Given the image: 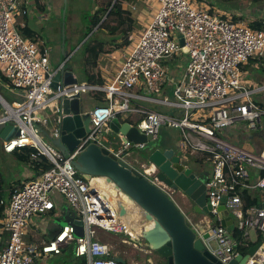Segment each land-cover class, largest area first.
Here are the masks:
<instances>
[{"label":"built area","instance_id":"2783aa9c","mask_svg":"<svg viewBox=\"0 0 264 264\" xmlns=\"http://www.w3.org/2000/svg\"><path fill=\"white\" fill-rule=\"evenodd\" d=\"M152 1L144 31L118 62V70L108 85L78 83L62 88L58 83L53 89L55 70L50 68V49L42 42L40 49L15 27L14 16L27 13L17 0H0V87L19 100L9 103L0 95V126L11 125L18 131L2 149L11 154L29 147L49 163L38 177L12 188L6 201L0 199V264H47L71 245L75 264H119L117 254L111 255L114 247L101 241L96 229L117 236L121 245L137 248L142 234L154 227V220H148L138 204L128 202L112 182L104 178L86 181L73 166L92 143L108 150L114 160L126 163L131 150L144 149L142 143L120 140L113 148L96 140L112 119L129 117L128 113L138 116L135 127L152 140L161 128L177 130L181 136L179 150L197 155L199 169L205 164L210 166L204 182L206 205L215 216L220 214L218 208L224 207L236 225L232 234L219 222L211 220V224L186 217L171 197L174 190L157 180L153 164H142L138 171L148 179L152 177L150 181L174 201L204 251L220 264H230L252 247L250 231L264 233V150L252 153L239 142L243 126L252 131L264 129V106L249 98L264 86L246 90L242 70L250 60H255L257 66L264 62V31L248 26L253 17L234 19L235 13L220 12L203 0ZM178 55L183 56L184 66L172 87L171 101L164 89L169 79L162 64L164 59ZM88 91L103 95L105 104L89 111L90 132L66 157L42 140L38 125L46 120L33 114L40 112L46 117L47 110L57 114L54 132L49 135L57 137L61 101ZM142 102L179 110L182 117L152 111L140 106ZM179 163L183 164L180 158ZM105 181L118 191L117 206L98 188L97 183ZM57 197L82 222V236L75 237L74 227L68 224L53 237L46 236L42 219L54 211ZM136 223L139 231L134 229ZM255 243H260L259 250L249 258L262 264L264 242Z\"/></svg>","mask_w":264,"mask_h":264},{"label":"water","instance_id":"95a60500","mask_svg":"<svg viewBox=\"0 0 264 264\" xmlns=\"http://www.w3.org/2000/svg\"><path fill=\"white\" fill-rule=\"evenodd\" d=\"M115 2L116 0H113L112 6ZM258 11L264 17V2L258 5ZM108 12L83 42L98 29ZM180 45H183L182 41ZM70 57H65L62 64L55 69L51 84L53 89L57 88L58 83L62 88L78 84L74 73L65 67ZM80 96L75 94L61 101L60 122L56 127L57 137H50L41 130L48 141L66 157L76 148L80 139L90 132V114L88 111H83ZM107 129L120 135L123 140L136 144H146L152 140L151 136L140 133L135 126L121 123L119 118L112 119ZM15 135H18L17 128L11 125L4 126L0 131V139L5 141ZM148 160L157 170V180L174 191L179 190L184 193L193 202L194 212L207 214L213 222H219L222 227L232 224L223 206L218 208L220 212L218 216L211 214L210 207L206 205L204 183L195 176L191 168L179 163V157L175 156L173 149L164 151L156 149L150 153ZM73 166L83 174L86 181L104 178L112 182L123 192L128 202L138 204L147 214L146 218L154 220V227L145 231L139 240L143 239L152 252L166 260V264H220L203 250L200 240H195L194 232L174 201L128 163L114 160L108 150L92 143L80 153ZM68 225H72L75 231L82 229V222L75 216L68 217ZM259 247L260 243L255 244L248 249L246 255L239 254L230 264H246L247 259L254 256ZM116 261L119 264H126V261L120 257H117Z\"/></svg>","mask_w":264,"mask_h":264},{"label":"rangeland","instance_id":"374dc122","mask_svg":"<svg viewBox=\"0 0 264 264\" xmlns=\"http://www.w3.org/2000/svg\"><path fill=\"white\" fill-rule=\"evenodd\" d=\"M60 5H65V10L63 11L62 15L55 14V11L52 9V15L46 20L43 21V27L40 31H36L37 34H39L40 42L44 44L45 47L49 48V60H50V66L52 70H55L53 68H56L58 65V62L64 60L65 57L71 56L68 61L71 59V62H75L77 59L80 58V51H75L73 49L72 44V34L73 31L80 36V38H83L85 34L84 26L86 27V23L89 24L92 14V8H93V1L90 2V4H87V0H57ZM199 1V0H198ZM19 3H21V0H18ZM112 3L113 0H105V7L109 3ZM132 6H136L137 8H141L138 11L137 19L134 21V24L132 25V39L131 44L129 47L134 46L136 44V39L138 38L139 34L142 33L147 25L146 21L151 14L152 8H153V1L152 0H133ZM203 2H206L203 0ZM207 3V2H206ZM251 8L250 2H241L238 10H236L233 13H237L239 15L245 16L247 19L251 17L250 13L248 12ZM73 11H78L80 14L72 15ZM220 12H224V10L219 9ZM231 12V11H229ZM131 13V12H129ZM135 15V14H134ZM23 18L21 15H15L14 16V25L17 27V24L19 20ZM74 20L75 24V30H73L71 26V21ZM129 19H133L130 17ZM110 27H113L112 32H123V30L118 29L116 26L112 25V23L108 24ZM115 29V30H114ZM63 30V34H62ZM21 33V31H19ZM126 34V32H124ZM88 36V35H87ZM91 36V35H90ZM104 36H107L106 33L102 31H96L95 34L91 37L93 39H99L102 41H107L108 39H105ZM110 36V35H109ZM112 36V35H111ZM85 39V38H84ZM83 39V40H84ZM124 39V38H123ZM125 40V39H124ZM86 41V40H85ZM124 45H127L125 41H123ZM82 59V58H81ZM83 60V59H82ZM165 62L162 64V67L165 71L169 69V67L178 66L179 63L183 61V56H172L171 58L164 59ZM80 65V71L84 68L83 61L78 62ZM242 70L246 74V81L244 88L246 90H249V83L254 82L252 81L253 75L255 71L252 69H245V66L242 68ZM79 77V81H85L84 78ZM4 80V78H2ZM88 84V83H86ZM109 84V81L106 83V85ZM248 85V86H247ZM261 87V86H260ZM165 89L167 90V96L171 101H174V98L172 97V87L166 86ZM94 94H99L95 92L88 91L86 93H83L85 98H87L88 101V107L85 109V111H91L95 106L94 103ZM0 95L9 103H12L14 101H19L17 98L9 95L7 92H5L3 89L0 88ZM101 95V94H99ZM250 100L254 102H259L262 106H264V90L253 93L249 96ZM148 108L152 111L160 112L165 115H175L177 113V117L181 118L182 115L179 110L171 109L169 107L164 106H148ZM46 117L42 116L40 112H36L33 114L34 117H37L39 119L46 120V123H40L38 127L43 130L47 135H52L54 132V126L55 121H57V114H54V112L47 110L46 111ZM127 116L133 118L135 117L134 113H128ZM136 125V124H135ZM4 126H0L2 129ZM164 129H167L165 131ZM39 135L42 137V140L44 142H48V139L45 135L39 132ZM241 139L240 144H244V148L252 153H259L261 150H264V129L262 131H252L249 129H246L243 126V131L241 132ZM106 139V140H105ZM96 140L98 143H100L103 146L109 147L112 146L113 148H117L119 145V141L121 140V136L118 134H114L108 129H101L100 133L96 135ZM181 141V136L179 132L175 129H168V128H161L159 131V134L157 135L156 139L151 140L150 142L145 144V149H135L131 150L129 153H131L132 158L128 159L127 161L131 162L135 168H139V163H145L146 165H149V156L150 153L156 149H159L161 151H164L166 149H173L175 156H178L180 158V161L187 167L191 168L195 176L204 183L210 173V166L208 164H205L202 169H199L197 166V155H192L189 153H184L179 150V143ZM5 140L0 139V195L3 198H8L10 195L11 189L17 184L18 181L22 182L24 180V172L26 169V166L21 164L19 161L16 160L15 156L12 154H6L3 149L2 145L4 144ZM251 173V171H250ZM253 177V174L251 173V178ZM153 178L150 177L149 180H152ZM25 181V180H24ZM105 185V184H104ZM259 191H257L258 193ZM262 194H264V190L261 191ZM255 196L261 201V198L259 195L254 193ZM173 200L175 203L179 206V208L184 212L185 216L193 219L198 220L200 222H211L210 217H208L205 213H197L194 212V204L193 202L184 195L181 191L177 190L172 193ZM66 205V213L75 215L69 206ZM51 215V212L46 213L43 217L44 219H49V215ZM60 224H68V218L66 217H58L55 218L51 225H59ZM236 225L232 224L227 227V230L232 234L235 230ZM98 232V238L101 241L107 242L111 244L114 247V251H111V255L114 253L117 255H120L122 259L126 261V264H131L132 260L136 262L137 264H157L155 262V258L158 260L159 257H157L154 252H152L149 248V246L143 241V239L139 240L138 246L135 249V254L129 257L128 255H124L123 253H120V246L121 244H118V237L114 236L112 234L106 233L103 230L96 229ZM83 230L80 228L77 231H75L74 236L80 237L83 232ZM250 242L255 244V242H264V233H261L260 235H257L253 231H250L249 233ZM212 246H216V243L214 240L211 241ZM74 245H71L68 247V249H64L62 254L59 256H56L55 258L48 260L47 264H75L76 260L73 258V252L72 248ZM149 251V252H147ZM158 264H160L159 260L157 261ZM77 264H79L77 262Z\"/></svg>","mask_w":264,"mask_h":264},{"label":"crops","instance_id":"0c3cea01","mask_svg":"<svg viewBox=\"0 0 264 264\" xmlns=\"http://www.w3.org/2000/svg\"><path fill=\"white\" fill-rule=\"evenodd\" d=\"M91 1H93V8L91 10L92 11L91 15H94V13L96 11H99L105 7V5H104L105 0H87L86 3L90 4ZM132 1L133 0H130L129 2H126L125 4H122V9L126 12H131V13H129L130 17L133 18L132 21H135L137 19L138 11L141 8H137V5L132 6V4H133ZM17 2H18V0H17ZM18 5L21 6L22 9L26 10L27 13L25 16H22L23 18H21V20H19V22L17 24V29L21 32L23 29H25V30L28 29V30H30V32L35 37H40L39 34L36 33V31H40L42 29V27H43L42 22L46 21L52 15V11H51L52 9L55 11V14L58 13V15H62L63 11L65 10V5H63V4L60 5V3L57 0H21V3L18 2ZM248 12L250 13V15L254 16L256 19H258V20L262 19V15L258 11V6L255 8V6H253L251 4V8L249 9ZM76 13L78 15L80 14V12L78 13V11H73L72 15H75ZM148 20H149V17H148L146 23L148 22ZM74 24H75V22L72 19L71 26L73 27L72 28L73 30H75ZM112 25H114V24H112ZM84 30L86 31L85 26H84ZM132 30H133V28L131 27V30L127 32L128 38L126 41L124 40L126 38L123 39L124 32H112L113 27H110L109 31H104V33H106V35H107V36H104L105 39H108V40L113 39V40H115V42H114L115 44L116 43L122 44L123 41H125V43H127V45L123 44L120 48H118L116 50H112L109 53H105L99 58L97 65H96V71L100 77L102 85H104L108 81L110 82L112 80V78L114 77V75L116 74V72L118 70V62L122 61L123 57L129 51V46L131 44V38L133 36L131 33ZM39 39H41V38H39ZM81 39L82 38H80V36H78V34L73 31L72 44H73V49H75L76 52L79 50L81 45L85 42V41L83 42V39L82 40ZM73 63H74L73 69H69L67 67L66 63H65V67L67 68V70L72 71L74 73V76L78 79V83H85V81H79V77H81V75L79 73V69H80L79 63H76V62H73ZM61 64H62V60H61V62L59 61L57 67L53 68V69H57ZM183 66H184V60L181 63H179L178 66L169 67V69L167 70V77H168L169 81H168L167 85H165V87L166 86L173 87L174 83H176V81L179 78L180 73L183 70ZM50 68H51V66H50ZM245 69H246V71H247V69H252L253 71H255V73L253 75V79H252L254 84L252 82H250L248 84L249 89L252 90V89H255L257 87L264 86V62L260 63V65L257 66L255 64V60H250L245 65ZM244 75L246 76L245 72H244ZM82 78H83V76H82ZM165 91L167 92L166 89H165ZM97 95L96 94L93 95L95 106L101 105ZM80 101H81V106L83 108V111H85V109L88 107V101L89 100L87 98H85L84 95L81 94ZM139 105L143 106L145 108L146 107L148 108V106H152V104L143 103V102L139 103ZM153 106H155V105H153ZM127 119L130 120V122L132 123L131 124L132 126H136L135 124H136V120L138 119V116L135 115V117H133V118L126 117V116H120L119 117V120L121 121V123H124V120H127ZM105 129H107V128H105ZM168 129H170V128H168ZM164 130L167 131V129H164ZM121 140H123L122 137H121ZM145 148L146 147H144V149ZM6 154H10V153H6ZM131 158H132V155H131V153H129L128 159H131ZM127 162L136 171H141V165L142 164L146 165L145 163H139V168L137 169L133 166V164L131 162H129V161H127ZM23 165L26 166L25 172L23 174L24 180L28 181L30 179H33L35 177V174L31 170L30 165L29 164H23ZM24 180L22 182L18 181L14 187L19 186L22 183H24L25 182ZM252 196H254V195H252ZM1 198L4 199L5 201H6V199H8V198H6V199L3 198L2 196H1ZM48 215H49V219L45 220L44 217L42 219V221H43L42 224H43V227L45 230V234L48 238L53 237L61 227L67 225V224H60V223H59V225L58 224L57 225H51L55 218L66 217V219H67L68 217L73 216L72 214L70 215L69 213H66L65 202L60 197H57V200L55 202L54 211L51 212V215L50 214H48ZM1 247H2V245L0 243V248ZM122 247H123V252H124L123 254L124 255H128L129 257H131L132 255L135 254L136 248L128 246V245L127 246L122 245ZM131 264H137V263L132 260Z\"/></svg>","mask_w":264,"mask_h":264},{"label":"trees","instance_id":"16d2710c","mask_svg":"<svg viewBox=\"0 0 264 264\" xmlns=\"http://www.w3.org/2000/svg\"><path fill=\"white\" fill-rule=\"evenodd\" d=\"M130 0H116V2L113 4L110 2L106 7L102 8L99 11H96L94 15L91 16L89 24L86 23V31L82 39L86 38L87 35L99 24L101 19L104 17V15L108 12L105 20L100 24L98 29L96 31H109L110 26L108 25L109 23L114 24L118 29L123 30L124 33L123 38H126L125 41L128 38L127 32L131 30L132 25L134 24V21L130 18L129 12H126L122 9V4H125L126 2H129ZM207 4L211 7H216L217 9L224 10V12H229L231 11L232 13L238 10L241 2H250L255 8L260 5V3L264 2V0H205ZM226 16L223 15V18ZM253 21L248 23V26L253 29V30H259V31H264V20L256 19L254 16ZM234 19H247L243 15L239 14H234L233 16ZM250 18V17H249ZM89 38L81 45L78 51L81 52L80 58L77 59L75 62L78 63L80 61H83L84 63V68L82 71L79 69L80 75H83V78L86 80L85 83L88 84H95V85H102L101 80L99 75L97 74L96 71V65L99 60V58L105 54L109 53L112 50H116L120 48L124 43L118 44L114 43L115 40H107V41H102L99 39H93L92 36L95 34V32ZM21 34L30 39L32 42L37 43L39 45V48L41 49V42L39 37H35L30 30L28 29H23ZM81 39V40H82ZM80 40V41H81ZM83 60H82V59ZM67 67L69 69H73V62H71V59L66 62ZM99 102L101 105L105 104L103 100V95L99 94L97 95ZM261 105L260 103H258ZM262 106V105H261ZM124 123H130V120H124ZM1 131V128H0ZM36 151L32 148L25 147L20 150H15L11 154L15 156L16 160L19 161L21 164H30L31 165V170L34 172L35 177H38L41 173H43L45 170L49 168V163L47 162L46 158L42 157H37L35 154ZM0 199L1 195H0ZM0 212H2V209H0ZM256 244V243H255ZM253 244L252 246H254ZM240 251L244 254L245 250L243 248L240 249ZM248 251V249H247Z\"/></svg>","mask_w":264,"mask_h":264},{"label":"bare ground","instance_id":"6f19581e","mask_svg":"<svg viewBox=\"0 0 264 264\" xmlns=\"http://www.w3.org/2000/svg\"><path fill=\"white\" fill-rule=\"evenodd\" d=\"M105 184V185H104ZM98 188L100 189V192L107 196L109 198V200L113 203V205L117 206V203H119L120 200V196L118 194V191L114 188H111L108 185V183L105 181L104 183H97ZM145 225H148V221L144 223ZM135 231H139V223H136L135 227H134ZM119 244V243H118ZM248 263H252L255 264V260L254 258H248L247 259Z\"/></svg>","mask_w":264,"mask_h":264},{"label":"flooded vegetation","instance_id":"af4514ba","mask_svg":"<svg viewBox=\"0 0 264 264\" xmlns=\"http://www.w3.org/2000/svg\"><path fill=\"white\" fill-rule=\"evenodd\" d=\"M257 244V243H256ZM121 248H120V253H124L123 252V247H122V245L120 246ZM157 257H159L158 258V260H159V262L161 261V259H162V262H160V264H166V260H164L163 258H161L160 256H158V255H156ZM117 257H120V255H117ZM121 258V257H120ZM156 258H155V262L158 264V261ZM155 264V263H154Z\"/></svg>","mask_w":264,"mask_h":264}]
</instances>
